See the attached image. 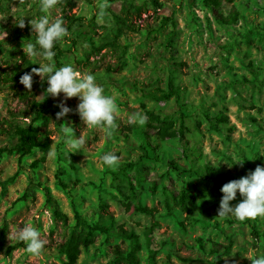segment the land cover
<instances>
[{"label": "rangeland", "instance_id": "1", "mask_svg": "<svg viewBox=\"0 0 264 264\" xmlns=\"http://www.w3.org/2000/svg\"><path fill=\"white\" fill-rule=\"evenodd\" d=\"M37 1L0 0V33H7L0 39V147L15 143L10 133L12 125L32 121V100L56 101L55 114L49 115L47 126L52 142L46 160L32 167L41 157V151L36 149L31 155L21 158V153L15 152L0 161V264H63L66 258L60 245L78 229L75 209L89 221H99L101 201L109 204L118 225L140 236L141 264H148L145 231L154 221L159 222L153 232V247L158 250L156 264H251L247 256L264 255V217L250 218L261 233L255 246L247 219L217 216L221 188L214 189L212 183L191 171L211 166L239 179L257 165H264V0L224 1L222 10L226 16L237 13V22L229 25L218 24L201 0L163 1V8L158 11L151 0H74L72 8L57 0L53 9L35 13ZM136 7L142 8L140 13ZM40 15H48L50 20L62 17L65 26L69 23L67 16L85 19L54 46L65 51L61 65L71 63L82 73L94 74L105 93L115 98L117 112L110 128L86 126L75 111L57 120V105L64 99L63 93L37 98L47 88V81L38 75H33V86L27 94L12 89L10 77L14 70L24 68L29 72L40 66L37 63L42 58L26 51L27 43L36 40L29 21ZM165 17H173L176 23L172 51L166 48L165 41L174 27L170 23L162 27ZM20 19H24V27L17 23ZM15 28L21 32L17 37ZM23 54L32 67L25 63ZM52 62L56 64L54 57ZM170 76L184 88L189 145L185 153L180 137L159 142L153 154L161 160L146 159L138 166L144 178L136 184L138 198L144 205L158 208L153 217L134 209L125 210L117 186L127 192L126 183L114 180L110 172L138 161L143 154L135 128H145L148 119L143 125L129 123V115H145L143 104L161 117L177 115L173 99L155 102L144 96L156 87L167 89ZM64 102L75 109L79 100L72 97ZM221 111L229 116V123L218 131L210 129L204 112L214 117ZM42 123L43 120L36 125ZM131 125L133 130L128 129ZM68 126L75 137L85 140L79 150H70L64 143L62 129ZM107 152L119 156L117 166L104 164L101 157ZM233 157L244 158L243 165L234 164ZM170 161L187 172L177 173L168 165ZM61 168L66 171L61 179L70 184L69 191L58 185L56 175ZM17 172L16 179L3 190L2 183ZM129 174L134 178L137 172L129 170ZM45 186L50 188L52 203L46 201ZM163 188L169 193L192 190V213L188 215L212 224L217 222L218 227L192 224L183 230L178 222L185 220L187 213L177 208L172 199L169 213ZM241 199L238 192L230 203L235 205ZM55 205L67 215L66 224L55 218ZM24 224L39 230L45 241L41 253L33 255L26 247H19L7 254L8 246L20 241L9 236ZM198 238L204 241L205 250L199 247ZM214 244L220 248L219 253L210 251ZM115 245L126 249L129 241L98 234L94 244L83 249L77 264H115ZM228 245L229 254L222 248Z\"/></svg>", "mask_w": 264, "mask_h": 264}, {"label": "trees", "instance_id": "2", "mask_svg": "<svg viewBox=\"0 0 264 264\" xmlns=\"http://www.w3.org/2000/svg\"><path fill=\"white\" fill-rule=\"evenodd\" d=\"M59 3L65 2L71 8L74 7V0H58ZM163 1L171 2L172 0H151V3L154 6V10L158 11L163 8ZM224 1L231 0H201L202 5L209 10L214 16L216 22L221 25H229L237 22V13L231 14L230 16H226L223 13L222 5ZM39 0L37 1L33 12L39 13ZM142 10L141 7H136V11L140 13ZM128 13V12H127ZM69 23L66 26L68 30L72 29V27L78 23L84 22L83 17H74L67 16ZM130 21V19H129ZM131 22V21H130ZM171 24L174 29L171 30L167 34V38L165 41L166 48L173 50V43L176 36V23L173 17H165L162 19V27L167 24ZM131 26V24H129ZM16 27V26H15ZM19 28L14 29V35L17 37L20 34ZM76 43L74 42V45ZM55 51V60L58 66H61L60 58L64 56L65 51L60 49L58 46H54ZM70 51V50H69ZM23 59L25 63L29 67H32V64L29 60L26 59V55L23 54ZM28 70L21 68L13 71V75L11 76L12 89H17L22 91V93L27 94L29 89H27L23 84L20 83V76L23 75ZM145 97L155 101H169L174 100L178 109L177 115L174 116H165L161 117L153 110L146 109V105L143 104V108L145 109V115L148 119V123L145 128H135L137 137L140 141L141 149H143V154L136 162H129L121 165L117 171H111V176L114 180H119L125 182V188L127 192L122 190V187L117 186V191L121 194L122 200L121 204L125 208L126 211H130L134 209L136 212H140L143 214H147L150 216H155L158 212L157 207H149L144 205L141 201H139L136 184H140L144 179L143 174L140 172L141 164L144 160L148 159H156L161 160L158 155L153 154L154 149L159 147V142L165 141L167 139H174L180 137L183 140L185 146V153L188 150L189 141L186 139V133L189 131V127L187 125V119L189 118V114L187 113V104L184 99V88L175 83V80L172 76H170L167 89H163L161 87H156L148 92H145ZM55 106L56 101L52 98H49L45 102H41L38 100L31 101V109L34 112V118L27 125L14 124L11 126V134L12 137L15 138V143L10 147L2 146L0 147V161L5 155H11L15 152L21 153V158L23 156H28L33 153L34 150L38 149L41 151V157L39 160H36L32 163V167L36 168L39 163L44 162L46 157L50 151V146L52 140L49 137V132L47 130L49 115L55 114ZM204 116L209 124V128L215 131L220 130L221 125L229 123V116L221 111L216 116L212 117L208 112H204ZM41 126H37L38 121H42ZM201 121L196 122V128H200ZM133 126H129V130H133ZM153 131V132H151ZM154 137V142H152V138ZM60 158V157H59ZM168 165L171 169L176 171L179 174L187 172V170L181 168L175 161L168 162ZM136 170L137 175L132 178L129 174V170ZM198 177L202 178L208 183L213 184L214 189H219L222 185L230 180H234L232 176L228 173L221 172L215 167L207 166L203 170L198 168H192V170ZM19 172L14 174L8 180L2 183L3 190L6 189L8 183L13 182ZM66 173L64 169H59L56 177L58 181L59 187L63 190L69 191L71 189L70 184L63 182L61 177ZM73 185H76L73 184ZM156 189V185L154 186ZM47 203H52L53 198L51 195L50 188L45 186L43 188ZM30 191V190H29ZM164 194V202L166 208L169 210L171 214L172 206L170 204V199L174 201V205L179 208L182 212L187 213L185 220L179 221V226L186 230L188 225L192 224H201L204 228L218 227V223L214 224L210 223L204 219H198L194 217H190L188 214H191L192 211L189 207V202L194 199V195L192 190L184 188L178 193H169L167 188H163ZM205 195V194H204ZM28 195L25 194L26 198ZM100 215L101 219L99 221L91 222L86 219L79 211L75 209V220L76 227L71 232L69 237L60 245V251L64 254L66 260L63 264H77L80 256L82 254L83 249H86L94 244L96 240V236L98 234H103L107 237L117 236L121 239L129 241V246L126 249H123L119 245H115L113 248V261L115 264H141V258L139 256V252L142 250V243L140 240V236L131 229H127L124 225H118L115 216L109 211V204L101 201L100 203ZM54 216L57 220L67 223L68 217L66 214L61 212L57 205L54 206ZM248 224L252 230V235L255 239L254 245L258 246V242L261 237V233L253 223V221L249 218L247 219ZM188 222V223H187ZM159 226V222L154 221L151 226L146 228L145 237H146V247L148 250V264H156V254L157 249L153 247V232L156 227ZM199 247L205 250V243L201 238L197 239ZM19 247H26L23 241H19L15 245H10L7 248V254H11V252ZM225 249V253L229 254L231 250V245L223 246ZM212 253H219L220 248L216 244H214L213 248L210 250ZM188 261V260H186Z\"/></svg>", "mask_w": 264, "mask_h": 264}, {"label": "clouds", "instance_id": "3", "mask_svg": "<svg viewBox=\"0 0 264 264\" xmlns=\"http://www.w3.org/2000/svg\"><path fill=\"white\" fill-rule=\"evenodd\" d=\"M56 4L57 0H39V8L42 12L53 9ZM17 23L20 27L25 25L24 19H20ZM29 23L32 31L36 33V40L35 43H27V54L42 59L37 63L39 67H33L29 72L20 76V83L27 89H31L35 74L40 76L41 80L47 81L44 94L37 98L45 99L49 95L58 97L63 93L64 99L57 105L60 109L56 113L57 120L75 111L86 126L104 125L109 128L113 126L117 112L115 98L105 93L104 87L97 82L95 75L90 72L82 73L71 63L58 67L52 62L55 56L54 45L69 35L63 18L57 16L50 20L48 15H40L38 19L32 18ZM6 35V32L0 33V39H4ZM72 97H77L79 100L75 109L64 102ZM146 119V115L135 112L129 115L128 122L143 125ZM62 131L64 132V143L68 149L79 150L80 146L85 143L82 136H74L71 127H65ZM101 159L105 165L115 167L119 156L113 152H107ZM233 159L236 161L234 164L243 165L244 158L233 157ZM220 191L223 195L217 209L218 217L231 216L241 221L258 216L264 217V165H257L254 170H250L239 179L224 183ZM238 192L242 199L233 205L230 202L236 199ZM9 238L23 241L27 251L33 255H39L45 244L40 237L39 230L31 224L18 227ZM247 257L251 259V264H264V255L256 254Z\"/></svg>", "mask_w": 264, "mask_h": 264}]
</instances>
